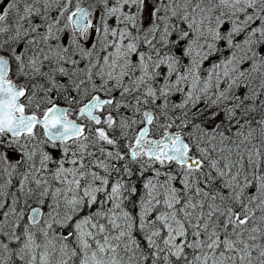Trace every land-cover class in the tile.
<instances>
[{"label": "snow or ice", "instance_id": "6c2138e0", "mask_svg": "<svg viewBox=\"0 0 264 264\" xmlns=\"http://www.w3.org/2000/svg\"><path fill=\"white\" fill-rule=\"evenodd\" d=\"M0 264H264V0H0Z\"/></svg>", "mask_w": 264, "mask_h": 264}]
</instances>
